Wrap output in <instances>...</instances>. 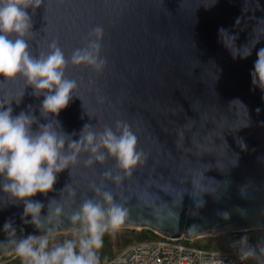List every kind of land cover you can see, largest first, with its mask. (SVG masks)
<instances>
[{
    "label": "water",
    "instance_id": "obj_1",
    "mask_svg": "<svg viewBox=\"0 0 264 264\" xmlns=\"http://www.w3.org/2000/svg\"><path fill=\"white\" fill-rule=\"evenodd\" d=\"M27 11L24 39L34 56L56 41L70 59L101 26L107 64L95 71L69 63L65 75L78 87L58 116L41 115L43 95L19 75L0 76V105L11 102L13 116L31 113L39 124L57 120L73 140L85 124L119 134L125 122L143 163L127 175L111 156L86 165L93 154L82 150L52 191L30 198L44 204L41 217L50 201L63 205L64 215L42 229L24 222L31 216L23 201L0 190V254L28 235L79 226L71 214L85 199L102 201L103 191L126 209L123 223L167 237L264 228V82L253 72L264 48V0H43Z\"/></svg>",
    "mask_w": 264,
    "mask_h": 264
},
{
    "label": "clouds",
    "instance_id": "obj_2",
    "mask_svg": "<svg viewBox=\"0 0 264 264\" xmlns=\"http://www.w3.org/2000/svg\"><path fill=\"white\" fill-rule=\"evenodd\" d=\"M42 3L43 0H0V76L5 79H14L17 75L25 78L27 85L34 90L33 95H43L40 113L48 117L49 114L58 116L68 106L78 87L76 80L65 75L69 63L86 64L95 71H102L107 61L100 56L101 26L91 30L86 46L75 49L70 59L66 58L56 41L49 45L51 50L47 54L34 56L24 39L32 29L27 9L31 7L34 12ZM253 72L264 82V48L257 51ZM10 104L6 108L0 105V190L11 200L23 201L24 217L31 216L30 221L25 219L24 222L38 229H42L52 215L62 217L64 208L60 202L52 200L48 205V215L41 217L44 204L30 198L37 193L52 191L57 174L77 164L82 150L93 154L86 165H92L94 160L103 162L111 156L127 175H131V170L138 163H143V153L137 149L138 138L125 122L117 123L119 134L109 126L97 132L92 125L85 124L79 139L73 140L61 129L59 121L53 119L39 124L35 115L24 111L13 116ZM34 123L38 124L36 131L32 129ZM104 175L111 176V173ZM113 179L118 182L121 177L117 175ZM95 191L100 193L101 190L95 188ZM126 214V209L114 202L112 194L103 191L102 201L85 199L71 214V222L81 225L78 240H65L49 248L47 235H28L13 241L15 252L26 264H99L96 250L103 245V234L118 228ZM244 255L251 256L252 252Z\"/></svg>",
    "mask_w": 264,
    "mask_h": 264
},
{
    "label": "built area",
    "instance_id": "obj_3",
    "mask_svg": "<svg viewBox=\"0 0 264 264\" xmlns=\"http://www.w3.org/2000/svg\"><path fill=\"white\" fill-rule=\"evenodd\" d=\"M182 238L139 241L101 264H264V240L256 239L252 229L232 226L224 232L225 246L220 248L183 243ZM248 251L251 256L244 255Z\"/></svg>",
    "mask_w": 264,
    "mask_h": 264
},
{
    "label": "rangeland",
    "instance_id": "obj_4",
    "mask_svg": "<svg viewBox=\"0 0 264 264\" xmlns=\"http://www.w3.org/2000/svg\"><path fill=\"white\" fill-rule=\"evenodd\" d=\"M143 227L134 226L127 223H122L116 229H109L103 234V245L100 249L96 250L99 257V264L106 262L116 254L120 253L128 246L146 240L148 238L142 237L141 230ZM232 228L231 225H226L222 228L208 230L203 233L192 236L190 239L182 238L183 243H190L192 245L206 247V248H220L225 244L224 232ZM81 232V225L55 230L51 232H44L35 234V236L47 235L49 238V248L56 244H61L65 240H78V234ZM259 233V234H258ZM256 239L264 240V230H259ZM159 234V233H158ZM159 236H162L159 234ZM163 237V236H162ZM25 262L23 258L18 256L15 248L9 252L0 254V264H22Z\"/></svg>",
    "mask_w": 264,
    "mask_h": 264
},
{
    "label": "trees",
    "instance_id": "obj_5",
    "mask_svg": "<svg viewBox=\"0 0 264 264\" xmlns=\"http://www.w3.org/2000/svg\"><path fill=\"white\" fill-rule=\"evenodd\" d=\"M264 230V228H258V229H252V233L257 236L259 233V230ZM258 233V234H257ZM142 237H145V238H148V239H156V238H162V236H159L158 233H156L155 231L149 229V228H142L141 230V234H140ZM184 238V237H183ZM147 240V239H146ZM191 240L192 242H194V240L192 239H189ZM225 246V244H224ZM223 246V247H224ZM104 263V262H103Z\"/></svg>",
    "mask_w": 264,
    "mask_h": 264
}]
</instances>
